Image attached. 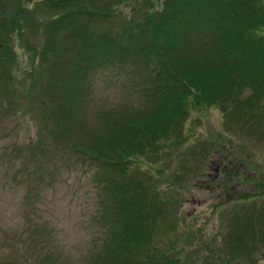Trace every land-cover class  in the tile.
<instances>
[{"label": "trees", "instance_id": "obj_1", "mask_svg": "<svg viewBox=\"0 0 264 264\" xmlns=\"http://www.w3.org/2000/svg\"><path fill=\"white\" fill-rule=\"evenodd\" d=\"M134 2L0 0V113L31 112L38 145L95 172L106 241L93 264H255L245 250L250 241L264 244L256 203L226 213L218 253L225 260L166 249L177 197H162L161 176L173 152L180 183L219 150L212 141L188 142L195 104L220 111L230 142L264 143V0ZM105 73L125 77L130 97L93 103ZM39 264L57 263L44 256Z\"/></svg>", "mask_w": 264, "mask_h": 264}, {"label": "rangeland", "instance_id": "obj_2", "mask_svg": "<svg viewBox=\"0 0 264 264\" xmlns=\"http://www.w3.org/2000/svg\"><path fill=\"white\" fill-rule=\"evenodd\" d=\"M128 11L129 7L122 8L125 17ZM15 49L19 58L24 57V51ZM127 82L125 77L112 78L107 73L97 77L93 103L116 104L130 97L123 90ZM0 120V264H39L44 256L57 264H93L106 241L100 226L103 195L95 172L72 156L61 157L38 145L31 112L17 117L0 113ZM185 130L188 142L212 141L219 150L180 183L173 181L177 152L166 162L162 197H177L171 207L176 229L163 234L162 242L173 254L183 252L192 259L214 255L220 261L224 258L218 253L226 245L223 236L230 217L226 213L253 211L254 203V209H264V194H260L264 191V143L242 146L233 138L230 142L220 111L197 104ZM33 146L42 152L31 156ZM25 157L34 159V164L27 165ZM242 201L249 202L243 205ZM245 252L255 264H264V244L250 241Z\"/></svg>", "mask_w": 264, "mask_h": 264}]
</instances>
